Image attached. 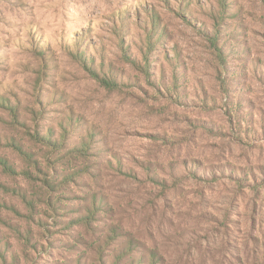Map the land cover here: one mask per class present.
Returning <instances> with one entry per match:
<instances>
[{"label": "rangeland", "instance_id": "obj_1", "mask_svg": "<svg viewBox=\"0 0 264 264\" xmlns=\"http://www.w3.org/2000/svg\"><path fill=\"white\" fill-rule=\"evenodd\" d=\"M0 264H264V0H0Z\"/></svg>", "mask_w": 264, "mask_h": 264}]
</instances>
